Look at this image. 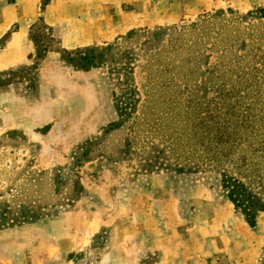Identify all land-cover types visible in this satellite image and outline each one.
<instances>
[{"label": "rangeland", "instance_id": "obj_1", "mask_svg": "<svg viewBox=\"0 0 264 264\" xmlns=\"http://www.w3.org/2000/svg\"><path fill=\"white\" fill-rule=\"evenodd\" d=\"M49 1L0 69V206L40 217L0 230V264H264V213L247 224L213 173L148 167L208 115L264 123V0H57L52 28ZM88 48L110 49L76 69Z\"/></svg>", "mask_w": 264, "mask_h": 264}, {"label": "trees", "instance_id": "obj_2", "mask_svg": "<svg viewBox=\"0 0 264 264\" xmlns=\"http://www.w3.org/2000/svg\"><path fill=\"white\" fill-rule=\"evenodd\" d=\"M253 15L264 18V9ZM36 47L41 60H44L50 51L42 52L37 42ZM109 49L98 51V48H88L68 53L70 64L85 71L97 68L105 58L102 52ZM255 49L259 50L260 46ZM129 106L127 104L122 110L121 118L127 115ZM219 116L208 115L198 119L187 133L184 130L177 137L167 134L166 139L159 142L160 148L152 144L148 167L160 168L172 160L177 162L173 165L179 173L215 174L235 210L247 224L255 227L258 216L264 213V123L257 124L258 120L253 115L239 116L236 112H228L225 118ZM4 211L0 206V230L40 220L33 209L31 216L24 211L18 220L9 222Z\"/></svg>", "mask_w": 264, "mask_h": 264}, {"label": "crops", "instance_id": "obj_3", "mask_svg": "<svg viewBox=\"0 0 264 264\" xmlns=\"http://www.w3.org/2000/svg\"><path fill=\"white\" fill-rule=\"evenodd\" d=\"M135 0H114V6L121 8L124 4H135ZM57 0H50L44 5L42 17L52 28V10ZM40 0H16L1 8L0 13V40L8 37L5 46L0 52V69H6L12 65L15 58H27L32 51V46L28 41L31 27L40 19L38 8ZM117 17L127 20V25L136 26L143 16L134 9L133 11H123ZM16 27L13 31L12 28ZM51 52L47 53L45 59ZM44 59V60H45ZM43 60V61H44Z\"/></svg>", "mask_w": 264, "mask_h": 264}]
</instances>
